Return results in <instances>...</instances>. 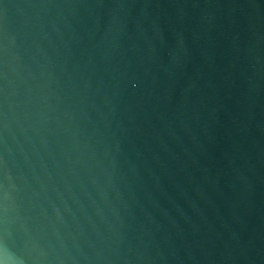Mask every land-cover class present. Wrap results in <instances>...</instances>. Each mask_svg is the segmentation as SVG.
<instances>
[{"label": "water", "instance_id": "water-1", "mask_svg": "<svg viewBox=\"0 0 264 264\" xmlns=\"http://www.w3.org/2000/svg\"><path fill=\"white\" fill-rule=\"evenodd\" d=\"M0 258L264 264V0H0Z\"/></svg>", "mask_w": 264, "mask_h": 264}, {"label": "clouds", "instance_id": "clouds-1", "mask_svg": "<svg viewBox=\"0 0 264 264\" xmlns=\"http://www.w3.org/2000/svg\"><path fill=\"white\" fill-rule=\"evenodd\" d=\"M0 264H8V261L4 258H0Z\"/></svg>", "mask_w": 264, "mask_h": 264}]
</instances>
